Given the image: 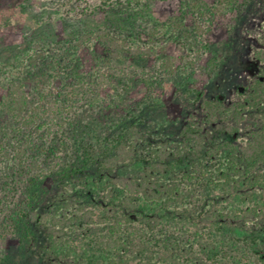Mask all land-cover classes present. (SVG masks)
Here are the masks:
<instances>
[{
  "label": "trees",
  "instance_id": "1",
  "mask_svg": "<svg viewBox=\"0 0 264 264\" xmlns=\"http://www.w3.org/2000/svg\"><path fill=\"white\" fill-rule=\"evenodd\" d=\"M159 1L46 0L60 14L63 35L36 30L21 44L0 47V244L11 241L25 261L40 226L52 219L60 229L49 230L57 237L67 228L66 216L61 220L47 211L53 208L47 197L101 172L110 180L106 200L117 197L116 204L109 203L121 210L113 217L114 209L104 206L112 218L96 237L104 251L115 252L108 264H118L140 245H150L140 264H264L263 246H230L213 236L219 223L183 215L178 205L184 188L165 180L174 159H188L205 175L202 169L226 153L227 170L217 169L216 186L235 193L241 183L264 190V30L254 55L263 67L241 86L238 100L228 104L197 91L204 118L191 115L171 137L169 130L152 127L161 97L215 65L204 37L220 9L242 10L251 0H179L180 15L167 21L155 17ZM36 13L29 15L36 20ZM93 21L99 26L91 27ZM169 44L184 54L160 57V48ZM254 111L261 127L238 143ZM137 165L132 177L118 174ZM185 178L192 190L193 177ZM173 203L187 223L144 213L147 208L161 214ZM12 254L0 248V264H15Z\"/></svg>",
  "mask_w": 264,
  "mask_h": 264
},
{
  "label": "rangeland",
  "instance_id": "2",
  "mask_svg": "<svg viewBox=\"0 0 264 264\" xmlns=\"http://www.w3.org/2000/svg\"><path fill=\"white\" fill-rule=\"evenodd\" d=\"M46 0H0V47H9L21 44L25 36H31L34 31L40 34L54 31L58 36L63 35V27L60 14L56 8L44 5ZM31 7L32 9H27ZM49 8L50 10H45ZM26 9V10H25ZM155 17L160 21L174 20L180 15L179 0L159 1L155 7ZM34 10V11H33ZM37 11L38 19L34 20L29 12ZM97 21V20H96ZM93 21L92 26H99ZM264 30V0H251L242 10L222 8L217 18L204 37V42L216 55L215 65L207 67L203 75L191 82L188 86H182L181 90L168 91L160 99L161 107L155 119L154 125L157 130L164 128L170 131L171 137L178 136L181 128L188 124L191 115L196 119L204 118L201 105L195 101L197 91L206 90L207 96L215 98L223 97L228 104H233L239 98L238 90L246 86L252 80L263 64L255 60V51L260 48L262 33ZM184 50L180 46L169 44L159 50V56L180 57ZM209 58H205V62ZM204 62V63H205ZM211 74L210 77L207 76ZM260 111H264L261 108ZM254 112L248 115V121L242 127L237 138L238 143L246 141L252 129L260 128L259 121L254 118ZM219 139V138H218ZM224 139V138H222ZM175 139L173 144L176 146ZM227 154H223L214 164L195 171L188 159L180 161L174 159L169 163L166 181L179 183L185 192V199L180 207L183 215L195 218L198 223L201 215L210 222L219 223L218 229L213 236L223 239L230 246L232 244L251 249H257L259 245L264 247V190L251 189L241 183L238 193L231 187L216 186L218 182L217 169L227 170ZM140 165L125 169L119 175L132 177L137 173ZM185 174L193 177L194 191L187 184ZM213 181V182H212ZM109 178L96 172L79 186L73 187L68 193L55 192L47 197L48 206L53 203V208L48 212L56 214L63 220L67 217V228L64 234L55 236L49 230L50 227L58 231L59 225L49 219L37 229L38 238L29 248L27 255L13 248V244L7 241L0 244V248L12 254L15 264H108L113 259L115 252L104 251L96 241V237L105 229L106 223H110L112 217L107 216L104 206H111L110 201L117 203V197L113 196L106 200L111 188ZM117 189L115 194H117ZM120 196V194H118ZM75 200V201H74ZM106 200V201H105ZM114 209L113 217H120L121 210ZM156 208H159L158 206ZM176 205L162 211L161 214L145 209L144 213L150 217H160L169 223H187L186 217L176 214ZM159 210V209H158ZM67 213V215L65 214ZM88 213H93L90 217ZM108 215L111 213L108 212ZM73 218L74 220H70ZM188 218V217H187ZM209 222V223H210ZM129 234H125V237ZM249 245V246H248ZM150 245L143 247L134 246L133 253L124 258L118 264H140L147 258ZM222 248V247H221ZM246 248V249H247ZM220 250V247L217 248ZM183 253V252H182ZM184 257L187 258L188 256ZM220 255L218 259H220ZM182 262V264H184Z\"/></svg>",
  "mask_w": 264,
  "mask_h": 264
}]
</instances>
